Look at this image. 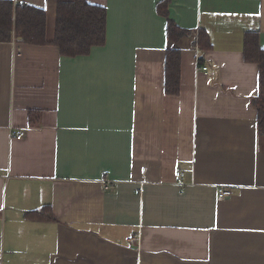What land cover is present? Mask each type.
Returning <instances> with one entry per match:
<instances>
[{"label": "crops", "instance_id": "0c3cea01", "mask_svg": "<svg viewBox=\"0 0 264 264\" xmlns=\"http://www.w3.org/2000/svg\"><path fill=\"white\" fill-rule=\"evenodd\" d=\"M12 1L45 11L50 41L73 0ZM84 1L106 10L88 55L0 43V264H264L258 68L243 60L245 33L264 49V0H172L190 33L176 42L163 0ZM170 49L177 96L164 93Z\"/></svg>", "mask_w": 264, "mask_h": 264}, {"label": "trees", "instance_id": "16d2710c", "mask_svg": "<svg viewBox=\"0 0 264 264\" xmlns=\"http://www.w3.org/2000/svg\"><path fill=\"white\" fill-rule=\"evenodd\" d=\"M172 0H163L157 5V12L166 19V38L176 42L190 34L175 25L168 17V5ZM47 17L43 9L14 3L12 0H0V43L15 39L21 43L44 46L52 45L60 55L76 57L88 55L91 48L100 47L106 40V10L103 7L86 3L84 0L58 3L54 19L52 40L46 38ZM198 49L210 48L205 32L198 33ZM243 60L257 65V95L251 100L256 111L257 137L264 142V49L259 47L258 32H247L243 37ZM201 61L199 60V64ZM180 53L166 50L164 64V93L169 96L179 94ZM33 112H29L32 123ZM43 219L40 213H29ZM34 217V216H33ZM51 220V218H48Z\"/></svg>", "mask_w": 264, "mask_h": 264}, {"label": "built area", "instance_id": "2783aa9c", "mask_svg": "<svg viewBox=\"0 0 264 264\" xmlns=\"http://www.w3.org/2000/svg\"><path fill=\"white\" fill-rule=\"evenodd\" d=\"M203 72H206L207 71V67H201V69ZM24 137V133L23 132H17L16 134H12V138L13 139H16V140H21L22 138ZM175 177L178 179V180H181L183 178V173L180 172V171H177L175 173ZM107 185L108 183L107 182H104V187L107 188ZM231 196V192L227 189H225L224 187L220 186L218 187L217 189V192H216V197L218 200H223L225 198H229ZM135 241V239H132L131 242Z\"/></svg>", "mask_w": 264, "mask_h": 264}]
</instances>
